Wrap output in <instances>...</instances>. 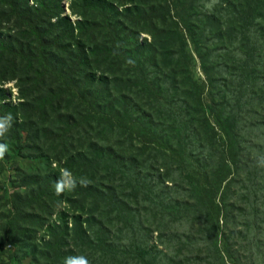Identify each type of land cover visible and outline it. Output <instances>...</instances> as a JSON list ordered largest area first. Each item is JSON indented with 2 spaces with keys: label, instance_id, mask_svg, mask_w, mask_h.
I'll list each match as a JSON object with an SVG mask.
<instances>
[{
  "label": "trees",
  "instance_id": "1",
  "mask_svg": "<svg viewBox=\"0 0 264 264\" xmlns=\"http://www.w3.org/2000/svg\"><path fill=\"white\" fill-rule=\"evenodd\" d=\"M32 1L0 0V60L20 71L7 79H17L19 106L44 94V111L60 112V131L26 118L14 128L16 146L44 128L71 140L73 157H88L85 143L93 145L97 170L72 184L85 193L86 217L74 214L63 231L49 225L53 236L35 246L34 260L73 264L79 249L89 264H264V120H247L264 108V0H74L75 24L63 0ZM194 55L208 85L217 84L211 104L192 74ZM222 61L230 62L229 78L219 76ZM139 127L165 146L136 142ZM153 164L163 180L151 174ZM112 166L114 174L96 180ZM225 168L246 171V200L207 205L200 191L214 189L210 176ZM243 202L245 224L234 211ZM69 233L77 245L66 249ZM26 235L19 224L0 236V248L8 239L19 244L17 264L32 243Z\"/></svg>",
  "mask_w": 264,
  "mask_h": 264
},
{
  "label": "rangeland",
  "instance_id": "2",
  "mask_svg": "<svg viewBox=\"0 0 264 264\" xmlns=\"http://www.w3.org/2000/svg\"><path fill=\"white\" fill-rule=\"evenodd\" d=\"M73 2L74 0H63V8L65 10L63 15H68L71 22L75 24L79 17L73 15L70 10V5ZM30 5H33L32 0H30ZM119 9L121 10V8ZM144 36L149 37L151 40L150 35L144 34ZM113 47H116V45H113ZM190 50H193L192 46H190ZM220 65L222 66L220 69L222 72L219 76L223 75L229 78L228 71L231 68L230 62L222 61ZM224 67L228 71L223 70ZM83 70L86 71L87 68ZM101 70L106 72L107 66H102ZM119 70L116 68L115 72ZM6 71L7 73H5ZM19 74V70L12 71L9 69L8 60H0V122L6 128L4 133L0 131V236L5 228L15 229L19 224L23 226L27 231V238L32 243H30L31 246L27 247L25 251H20L21 264H39L34 260V254L37 258L40 257L39 252H34L35 246L37 244L39 246L43 245L44 240L49 237V233L50 237L53 236L51 231L48 230L49 225H59L63 231L67 223L69 224V229H72L71 218L74 214H83V218L86 217L85 213L89 209L84 202L86 200L84 197L85 193L78 187H72V184L75 181H82L84 178H91L97 171L90 162L92 159L91 156H94L93 152H96V150L93 145L86 142L85 150L88 152V157H73L71 154L69 155L72 149L71 140L62 136L57 137L56 135H52L50 131H46L44 128L41 130L39 136L36 137L35 141L28 142L20 150V147L18 145L16 146L14 140L16 136L14 128L23 126L22 123L26 122V118L34 117L44 126L54 124L57 129L56 132H59L60 130L56 122L58 121V114L60 112H53L48 109V112L44 111L43 106L46 101L44 94H37L36 96L32 94L28 95L25 97L26 101L24 104L19 106L20 101L24 99L20 98L21 95L17 87V79L7 80ZM99 74L103 73L99 72ZM192 74L204 89V96L207 97L206 102L211 104L212 100L209 94L215 91L217 84L214 86L208 85L202 62L196 55H194ZM238 85L239 80L233 83L231 90L235 91L238 89ZM123 87L121 83L116 85V88L119 89L117 93L120 94L121 90H124ZM80 94L85 97V90L81 89ZM104 94L105 91L102 89L100 96H104ZM145 97L147 95L139 98V100L145 103L147 100ZM216 99L219 101L221 98L216 97ZM233 101L235 102V100ZM35 102L36 105L32 107V103ZM107 109V111L110 110L109 107ZM255 110L253 113H250L252 116L247 118L248 123H260L264 120V108L258 105ZM107 118L115 119L112 115ZM119 122L121 123L120 120ZM103 124H105V121H103ZM262 132L259 131L261 134ZM244 134H246V130ZM152 135L151 132H148L142 127L135 129L134 133V137L137 139L136 142L144 143L147 140L157 141L158 143L154 144L158 149H162L165 146V138L162 136L159 140L153 138ZM75 146L82 148L78 138H76ZM138 151L134 150V154H138ZM161 154L162 152H160ZM161 167V165L156 166V164H153L150 168L151 174L159 180H163L164 177L162 174L163 167ZM158 168L161 170L158 171ZM106 171V173L102 171L98 174L96 180L99 181L101 177L104 178L107 175L114 174L116 169L112 166L111 169L106 168ZM235 175L234 170L225 168L217 174L210 176L214 189L206 191L205 189H201L199 197L201 201H205L207 205L215 206L218 202L224 200L230 202L246 200V177H248L246 176V171L243 170L241 175ZM234 177L235 180H232ZM203 181L205 182L207 180ZM261 181L263 182L264 180ZM118 183L122 187L125 186V183ZM248 183H250L249 180ZM58 184L63 189L60 193H57ZM34 200H40V203H35L34 207H29L30 203ZM241 208H245L244 202L242 207H237L234 211L241 216L239 218L241 221L244 220L243 223L245 224L246 215L241 212ZM35 214H39L46 219V223L43 226L38 223L40 219L36 218ZM112 218H118L116 212L112 214ZM221 218H223V213ZM154 227L156 228L157 226ZM63 237L66 238L64 243L66 249L77 245L72 240L70 233L69 235L63 234ZM158 237L159 233H155L154 243H157ZM8 240L7 244L0 248V264H17V261H13L12 257L15 255L14 253L19 244ZM9 244H11L10 247ZM76 251V261L80 258L87 261V256L86 258L85 255H82L83 253L79 249H76ZM87 264H89L88 261ZM116 264L120 263L116 262Z\"/></svg>",
  "mask_w": 264,
  "mask_h": 264
},
{
  "label": "clouds",
  "instance_id": "3",
  "mask_svg": "<svg viewBox=\"0 0 264 264\" xmlns=\"http://www.w3.org/2000/svg\"><path fill=\"white\" fill-rule=\"evenodd\" d=\"M61 191H63L61 185H57V193H60ZM73 264H87V261L84 260L83 258H80L78 261H74Z\"/></svg>",
  "mask_w": 264,
  "mask_h": 264
},
{
  "label": "built area",
  "instance_id": "4",
  "mask_svg": "<svg viewBox=\"0 0 264 264\" xmlns=\"http://www.w3.org/2000/svg\"><path fill=\"white\" fill-rule=\"evenodd\" d=\"M11 246V244H9V247Z\"/></svg>",
  "mask_w": 264,
  "mask_h": 264
}]
</instances>
